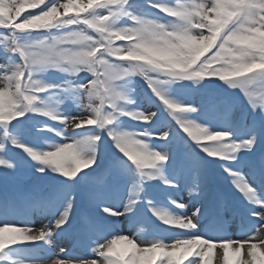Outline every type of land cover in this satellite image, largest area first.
<instances>
[{"label": "snow or ice", "instance_id": "snow-or-ice-1", "mask_svg": "<svg viewBox=\"0 0 264 264\" xmlns=\"http://www.w3.org/2000/svg\"><path fill=\"white\" fill-rule=\"evenodd\" d=\"M146 2L173 19L163 23L158 18L138 14L133 10L136 4L130 0H0V30H4L0 35L7 48L19 56L13 65H0L7 69L0 73V126L4 128L0 133V167L5 169L2 175L16 169V164L6 157L7 145L11 144L34 162L32 166L38 173L51 170L73 183L78 178L87 180L86 170L96 165L102 133H106L116 151L125 158L117 159L116 166L135 176L141 187L122 211L101 204L100 193L92 194L90 202L98 205L101 213L107 217L133 213L141 199L143 183L156 179L176 191L187 190L195 206L188 215L184 210L192 201L169 197L180 210L172 212L146 200L148 210L162 224L181 230L169 239L133 238L121 233L93 239L91 232L95 225L87 212L82 211V224L76 231L88 243L90 254L60 248L47 256L55 257L51 264H213L214 258L217 264H264L261 238L264 236V0ZM54 28L60 31L55 35L50 33V38L34 43L19 42L22 33ZM45 69L72 77L88 72L92 78L84 83L64 81L62 85H50L39 77ZM135 76L143 78L163 105L179 130L177 135L183 134L189 149L185 153L189 165L178 163L173 178H168L165 171L174 162L173 153L166 146L176 139L171 124L155 131L150 127L141 131L119 128L121 116L149 126L157 117V112L128 107L135 101L125 90V84ZM177 80L196 84L218 80L228 88L239 89L248 105L242 116L245 130L241 131L227 118L216 130L192 119L190 114L198 112V107L171 97L164 87ZM60 87L73 90L70 98L79 105L81 114L65 115L41 99V93ZM233 107H229L226 117ZM28 113L58 121L65 131L88 129L92 134L78 138L56 132L63 142L49 148H35L8 130L13 121L19 126ZM43 129L56 131L47 124L38 130ZM93 129L99 131L93 133ZM145 137L162 141L164 145L153 146ZM192 145L215 162H231L220 165L224 173L220 180L227 181L249 205L247 211L256 218L255 222L245 223L241 218L240 231L229 233L231 221L224 219L225 197L217 192L214 205L219 227L211 234L198 231L209 181ZM112 171L110 164L101 175L108 178ZM13 198L14 194L10 193L0 195V205L8 207ZM77 202V194L70 193L63 209L54 212L51 223L36 230L30 224L0 223V253L10 246L30 242L42 241L51 246L57 235L74 237L72 216ZM227 210L232 211L231 206ZM236 215L233 211L234 218ZM81 244L80 239L74 238L72 247ZM89 255L94 258H85ZM13 264H46V258L16 260Z\"/></svg>", "mask_w": 264, "mask_h": 264}, {"label": "rangeland", "instance_id": "rangeland-1", "mask_svg": "<svg viewBox=\"0 0 264 264\" xmlns=\"http://www.w3.org/2000/svg\"><path fill=\"white\" fill-rule=\"evenodd\" d=\"M176 2V0H175ZM182 2V0H181ZM145 4V3H144ZM143 4V5H144ZM144 6H137L135 9H133L136 13L145 15L148 18L153 19H159L163 23H168L171 19V17L165 16L163 13L158 12L157 9L149 10V8H143ZM3 33V32H1ZM58 34V33H57ZM47 36V35H46ZM30 40H28L27 43H34L35 41L44 39L45 36L43 33L35 32L30 36ZM21 39L22 35H20ZM0 46H3L4 51L7 53L9 49L6 46V41H3V35H0ZM3 53V52H2ZM0 53V55H2ZM5 54V53H4ZM0 65H8L4 59V57L0 56ZM7 69L4 67H0V73L6 71ZM39 77L44 81L46 84L50 85H62L64 81H71L72 83H84L87 80L91 79L88 72H81L78 76L72 77L68 73H63L55 69H45L41 73H39ZM205 85H209L210 90V103L213 107V113L214 117L211 118L209 115V111L207 110V107H205V103L201 102L199 99V93ZM0 86H2V82H0ZM197 88H194L196 87ZM164 87L167 89L169 95L179 101H182L184 103H192L195 106L198 107L199 111L196 113H192L191 118L197 119L201 123H206L212 130H216L217 128L221 127L227 118L232 124L236 125L238 128V115L242 108H245V111L248 110L247 103L244 102L243 95L240 92L239 89H231L228 88L226 85L222 84L218 80L215 83H209L207 81H202L199 84L194 83L191 80H177L175 82H172L170 84L164 85ZM148 87H144L141 85V83L136 80L134 77L131 78V82L125 84V90L128 92V95L131 97L133 101H135L134 104L128 105L129 108L139 107L145 112L150 111V108L152 107V104L156 103L155 96L147 89ZM226 90V91H225ZM222 92V93H221ZM73 90L65 91L64 87L60 88H50L46 92L42 93L41 99L44 100L46 103H48L51 107L56 108L58 111L62 112L65 115H77L81 114L79 105L71 99V95H73ZM126 103V102H121ZM235 106L232 108V111L230 115L226 117V113L228 112L229 107ZM249 116L251 117V113L249 112ZM256 117H260V113L256 114ZM49 124V128H54L56 131H50L49 129L47 131H38L40 135V140L34 139L32 134L30 135L26 131L21 133L16 132V136L24 143L29 144L35 148H49L55 143L63 142V138L61 136H58L56 132H63L64 137L69 136H75V137H82L89 134H92L87 131H83L80 129H76L74 131H65L63 124L59 123L58 121H47ZM171 124L173 128V134L176 137L175 140H173L171 143H168L166 146L172 151L173 153V161L170 162L166 168V175L168 178H173V170L175 166L176 157H179L182 154V160L184 162L185 167L189 165V161L185 159V153L189 151V149L185 146L184 139L182 138L183 134L178 133V129L176 126L171 123L167 117L163 114L159 118L155 119L154 124L149 126L145 125L142 122L131 119L127 116H121L118 121L119 128L122 130H130V131H141L145 127H150L151 130H159L162 129L165 125ZM244 128H246V122L244 121ZM99 131L98 129H93L92 132ZM145 139L150 140L151 144L153 146H163L164 142L152 139L150 137H145ZM112 143L111 140L108 139L106 133H102V147L100 149V154L97 159L96 165L93 166L92 169H88L87 171L95 175L94 178L98 179L103 176L101 175L105 168L109 167V165H113V171L115 174V181L118 187V201H113L111 198V195L109 193V179L104 177V180L102 181L100 178L101 187L103 190L102 199L100 200L101 204H106L111 207H115L118 210L122 211L127 201L131 198H134L137 194V189L141 187L140 184L136 183V177L133 176L129 171H126L122 166L117 167L116 162L117 159L124 160V157H118L115 155V152H113L110 155H106V149L110 146ZM103 145L106 147H103ZM194 151L196 154H198L199 158H201L203 169L205 170L207 177H208V193L210 190V186H212V183L210 181V166L216 171V182L218 185H221L225 187L227 190L232 191L233 193L235 190L231 187L230 184L227 183V181H221L220 177L221 175H224L223 169L221 168V164H229V161H220L215 162L211 157H209V160L207 157H204V153L201 152L199 148H196L195 145H192ZM7 159H10L16 164L15 171H9L7 175L9 177H12L13 179V188L17 190L18 194H21V197L17 200V202L13 201V203L16 204V206H12L9 210L0 205V223L3 222H12L17 224H30V226L36 230L40 227H43L45 224H50L51 221L55 218L54 212L57 209H63L65 201L68 199V196L70 193L77 194L79 198V194H81V191L84 196L82 198L83 202H85L88 207H91L94 209V212H97V214L107 221V225H103L100 227L95 226V230L91 232V236L93 239L96 238H105L107 236H110L113 233H121L124 235H128L133 238H145L150 239L154 235L149 233L146 230L147 221L148 219L155 218L156 222L161 223L155 216L151 214V217L148 215L140 216L137 218L135 223L133 225H126V219H128L133 213H127L124 216L120 217H107L105 214L101 213L99 210V206L92 204L90 202V197L92 194L96 193L93 189L92 183L90 181V178L85 181L84 183L81 181H77L75 183L70 182L67 183L65 187H61L59 185V190L57 194V200L54 204L53 210L51 212H47L43 207H41L42 199H44V193H41V191H45L48 185L53 184V179L56 177H59L56 173L52 172L51 170H46L45 173H38L35 171V168L32 166L34 162L29 160H24L22 157H20L18 154H13V151L10 153L9 151L6 153ZM208 160V161H207ZM100 172V173H98ZM89 174V173H88ZM46 179H43L44 181L41 182V184L37 183L36 179L41 176H46ZM112 178V176H111ZM5 179V178H4ZM107 179V180H106ZM106 180V181H105ZM6 181L7 184L10 183L8 180ZM81 182V183H79ZM154 187V189H158L162 193H165L169 195L172 199H176L173 197L172 189L165 186L160 179L156 180H150L143 183L144 190L139 193L141 196L140 201L134 208V211L141 207L142 204H145L147 207L148 204L146 203V200L148 199L147 195L144 194V191L147 190L149 187ZM145 192H148L145 191ZM182 192V199L183 202L192 201V203H189L188 209L184 210L185 214L191 215V211L193 207L195 206L194 198L190 196L189 192L187 190L181 191ZM29 202L31 209L33 213H35V221L31 223L30 221L26 220L24 218L23 209L25 206H27V203ZM204 204V211L201 215L199 224H198V231L209 233L211 234L210 229H208V223L206 222L205 218L208 217V195L205 196L204 200L202 201ZM43 206V205H42ZM76 206V205H75ZM158 208H166L172 212H178L179 209H173L169 208V206H166L164 204H159L157 206ZM75 208V207H74ZM133 211V212H134ZM114 221H117L115 223ZM173 235L166 234L165 239L171 238ZM264 239V236L261 237ZM70 239L67 235H57L54 238V241L51 246H49L50 249H52L54 252H58L60 248H65L69 246L67 244L68 240ZM61 242V243H59ZM66 242V243H65ZM59 243V244H57ZM137 243H140V239H137ZM42 244L41 242H30V243H24V244H17L10 246V248L5 249L4 252L0 253V257H3L0 259V264H9L11 261L16 260H30L33 259V256L36 258V256H41L42 254H45V252L41 249ZM219 250V249H218ZM86 258H94L92 256H87ZM55 259V257H49L46 259V264H51V260ZM213 264H217L215 258Z\"/></svg>", "mask_w": 264, "mask_h": 264}, {"label": "trees", "instance_id": "trees-1", "mask_svg": "<svg viewBox=\"0 0 264 264\" xmlns=\"http://www.w3.org/2000/svg\"><path fill=\"white\" fill-rule=\"evenodd\" d=\"M142 2H146V0H142ZM147 3V2H146ZM52 30V29H51ZM3 31V30H2ZM47 31H49V30H47ZM47 31H42L43 33H45V32H47ZM46 34V33H45ZM8 61L9 62H11V63H16V62H18V60L16 59V58H14V56H9L8 55ZM89 76H91V74L89 73ZM92 78V77H91ZM153 112H157V115L158 114H160V112H163V106H162V108L161 109H157V108H154L153 110H152Z\"/></svg>", "mask_w": 264, "mask_h": 264}]
</instances>
